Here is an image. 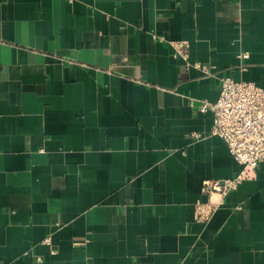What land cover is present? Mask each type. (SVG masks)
<instances>
[{"label": "crops", "instance_id": "0c3cea01", "mask_svg": "<svg viewBox=\"0 0 264 264\" xmlns=\"http://www.w3.org/2000/svg\"><path fill=\"white\" fill-rule=\"evenodd\" d=\"M225 74L264 87V0H0V264H264V162L202 192Z\"/></svg>", "mask_w": 264, "mask_h": 264}, {"label": "built area", "instance_id": "2783aa9c", "mask_svg": "<svg viewBox=\"0 0 264 264\" xmlns=\"http://www.w3.org/2000/svg\"><path fill=\"white\" fill-rule=\"evenodd\" d=\"M177 51L185 55L186 42H176ZM248 54L243 52L239 57ZM207 74L211 65L196 62ZM220 93L215 102L207 99H191V104L201 111L214 110L211 133L222 137L234 158L242 164L240 171L233 177L224 179H205L202 192L212 198L214 193L222 194L237 188L245 179L256 175L257 167L264 162V87L253 81L237 80L232 75L220 77ZM203 134L194 132V137ZM213 199V198H212ZM212 199L198 200L195 204V217L207 221L216 210L217 202ZM50 242L49 238H46ZM38 257V260H41Z\"/></svg>", "mask_w": 264, "mask_h": 264}]
</instances>
